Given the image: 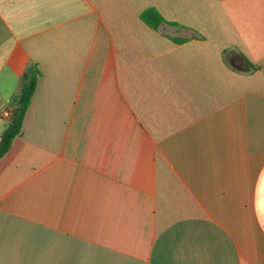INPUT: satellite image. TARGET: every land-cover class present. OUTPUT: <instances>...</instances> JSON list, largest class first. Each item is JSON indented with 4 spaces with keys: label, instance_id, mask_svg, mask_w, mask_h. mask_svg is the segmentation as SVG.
Wrapping results in <instances>:
<instances>
[{
    "label": "crops",
    "instance_id": "0c3cea01",
    "mask_svg": "<svg viewBox=\"0 0 264 264\" xmlns=\"http://www.w3.org/2000/svg\"><path fill=\"white\" fill-rule=\"evenodd\" d=\"M29 67L0 264H264V0H0V136Z\"/></svg>",
    "mask_w": 264,
    "mask_h": 264
},
{
    "label": "trees",
    "instance_id": "16d2710c",
    "mask_svg": "<svg viewBox=\"0 0 264 264\" xmlns=\"http://www.w3.org/2000/svg\"><path fill=\"white\" fill-rule=\"evenodd\" d=\"M139 18L142 23L154 31H157L158 28L164 23L170 26H176L174 23H167L153 8L141 12ZM169 40L175 44L186 42L185 39L171 37ZM246 66L252 68V66L247 62ZM38 76V70L34 67H29L22 77L20 97L11 113L9 125L0 136V159L8 152L13 140L21 134L22 122L34 93Z\"/></svg>",
    "mask_w": 264,
    "mask_h": 264
},
{
    "label": "built area",
    "instance_id": "2783aa9c",
    "mask_svg": "<svg viewBox=\"0 0 264 264\" xmlns=\"http://www.w3.org/2000/svg\"><path fill=\"white\" fill-rule=\"evenodd\" d=\"M3 116L5 118H10L11 117V111L9 109L4 110Z\"/></svg>",
    "mask_w": 264,
    "mask_h": 264
},
{
    "label": "water",
    "instance_id": "95a60500",
    "mask_svg": "<svg viewBox=\"0 0 264 264\" xmlns=\"http://www.w3.org/2000/svg\"><path fill=\"white\" fill-rule=\"evenodd\" d=\"M234 66V65H233Z\"/></svg>",
    "mask_w": 264,
    "mask_h": 264
}]
</instances>
